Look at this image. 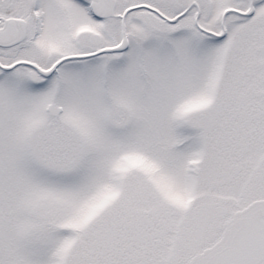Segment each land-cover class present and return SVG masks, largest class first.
Segmentation results:
<instances>
[{
    "label": "snow or ice",
    "instance_id": "6c2138e0",
    "mask_svg": "<svg viewBox=\"0 0 264 264\" xmlns=\"http://www.w3.org/2000/svg\"><path fill=\"white\" fill-rule=\"evenodd\" d=\"M0 264H264V0H0Z\"/></svg>",
    "mask_w": 264,
    "mask_h": 264
}]
</instances>
